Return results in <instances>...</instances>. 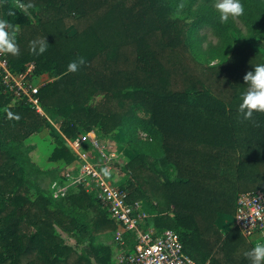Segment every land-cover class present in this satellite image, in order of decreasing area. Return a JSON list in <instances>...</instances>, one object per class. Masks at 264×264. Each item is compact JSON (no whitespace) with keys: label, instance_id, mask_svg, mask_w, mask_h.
Instances as JSON below:
<instances>
[{"label":"trees","instance_id":"1","mask_svg":"<svg viewBox=\"0 0 264 264\" xmlns=\"http://www.w3.org/2000/svg\"><path fill=\"white\" fill-rule=\"evenodd\" d=\"M241 2L248 40L233 47L240 28L232 18L221 24L205 0H0V18L20 28L19 54H6L10 66L20 72L34 62L37 75H52L39 96L47 116H60L66 138L91 131L110 138L135 127L159 147L158 159L139 151L118 161L128 176L118 187L130 203L150 204L153 217L142 229L176 231L198 264H249L244 253L254 242L219 220L236 212L240 194L264 187V112L245 120L238 110L245 73L264 63V0ZM20 3L32 5L27 14ZM206 26L221 41L208 50L209 62L197 47ZM45 36L46 52L32 53L30 41ZM81 56L86 62L66 71ZM47 116L0 85V264H88L72 259L76 250L60 229L90 239L116 228L84 187L65 206L40 190L31 195L27 176L37 170L26 140ZM75 157L57 136L50 160ZM68 206L94 212L90 226Z\"/></svg>","mask_w":264,"mask_h":264},{"label":"rangeland","instance_id":"2","mask_svg":"<svg viewBox=\"0 0 264 264\" xmlns=\"http://www.w3.org/2000/svg\"><path fill=\"white\" fill-rule=\"evenodd\" d=\"M205 1H208L213 5L215 3V0ZM184 16L188 15L185 14ZM234 20L242 34L234 38L233 47H237L238 45L247 42L248 39L245 38L247 31L243 23L238 17ZM199 34L202 39L200 46H197L199 50L198 58L203 62H209L207 57L209 55V53H207L208 50L212 46H220L221 41H218V37L209 26L201 29ZM211 62L216 63L218 62V59L212 60ZM52 78L51 74L44 73L38 75L36 82L38 84H44L51 81ZM47 117V126L38 132L33 133L26 140L27 147L30 149L29 156L33 162V166H35L37 170L33 173H30V171L28 172L27 182L32 187L31 195L34 197L40 190L43 191L45 195L56 199V203L65 206L67 203L65 197L74 191L77 192L80 187H84L87 191L95 194L94 189L91 187L93 180L90 181V183H81L78 186H75L74 190L70 189L62 196H54L56 186L65 180L66 172L77 174L82 159L72 150L76 156L72 162L68 163L63 159L55 161L50 160V156L56 145V137L62 136L65 140L67 138L60 130V116L48 113ZM134 128L135 127L130 129L128 133L115 130L111 133L110 138L104 137L96 131H91L88 138H86L82 144V150L85 157L93 163L97 172L101 176L110 180L117 187L118 185L123 187L128 183V176L122 169H120L117 164L118 161L122 162L139 151L149 153L155 159L159 158V147L149 146L147 137L143 135L145 132H142L141 129L137 131ZM94 138L99 141L101 146H104L103 151H99V149L93 147L91 139L93 140ZM138 202L140 205L141 226H148L151 221L150 219L153 217L154 211H152L147 200H141ZM68 208L69 209L67 210L71 211L77 217L79 223L84 222L87 226H90L95 216L94 212L72 209L69 206ZM219 221L223 229L234 226L235 213L222 215ZM115 224L116 228H105L101 231L95 232L90 239L83 237L76 231L67 232L60 229V232L63 237L67 239V242L76 250L72 259L81 256L85 258L88 264H124L123 261L126 260V257L134 251L137 234L125 230L118 222H115ZM261 240H264V238L259 236L251 239L254 244Z\"/></svg>","mask_w":264,"mask_h":264},{"label":"built area","instance_id":"3","mask_svg":"<svg viewBox=\"0 0 264 264\" xmlns=\"http://www.w3.org/2000/svg\"><path fill=\"white\" fill-rule=\"evenodd\" d=\"M37 78L34 62L29 63L25 70L16 72L12 70L7 55L0 53V85L12 95L14 102L28 103L38 113L47 116L39 96L43 84H38ZM89 134L90 132L66 139L72 150L81 157L82 163L77 174L66 172L65 180L56 186L54 196H62L70 188L93 180L91 187L95 191L94 195L110 218L125 230L137 234L134 251L126 257L124 264H198L185 251L176 231L166 229L156 233L154 229H142L139 202L130 203L127 192L101 176L93 163L85 157L82 144ZM143 135L146 137L147 134ZM91 143L93 147L103 151L104 146L96 138L91 139ZM235 225L248 239L258 236L264 238V187L239 195Z\"/></svg>","mask_w":264,"mask_h":264},{"label":"clouds","instance_id":"4","mask_svg":"<svg viewBox=\"0 0 264 264\" xmlns=\"http://www.w3.org/2000/svg\"><path fill=\"white\" fill-rule=\"evenodd\" d=\"M31 4H19V9L27 14V9ZM214 8L218 12V19L221 24L227 23L230 18L235 19L244 14V6L241 0H215ZM19 24H12L7 19L0 18V53L18 55L16 37L19 33ZM46 36L30 41V51L36 55L46 52L48 47ZM83 56L71 61L67 65L68 72H75L80 65L85 63ZM244 83L247 84L246 90L241 94L238 110L243 119L249 120L254 112H264V63L253 65L252 70L245 73ZM249 264H264V240L256 242L249 250L244 253Z\"/></svg>","mask_w":264,"mask_h":264},{"label":"crops","instance_id":"5","mask_svg":"<svg viewBox=\"0 0 264 264\" xmlns=\"http://www.w3.org/2000/svg\"><path fill=\"white\" fill-rule=\"evenodd\" d=\"M150 229H153V228H150Z\"/></svg>","mask_w":264,"mask_h":264}]
</instances>
